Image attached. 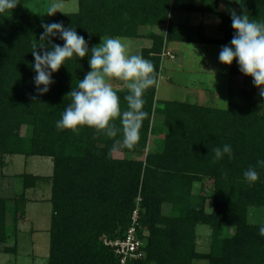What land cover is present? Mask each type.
<instances>
[{
  "label": "trees",
  "instance_id": "obj_1",
  "mask_svg": "<svg viewBox=\"0 0 264 264\" xmlns=\"http://www.w3.org/2000/svg\"><path fill=\"white\" fill-rule=\"evenodd\" d=\"M29 1L16 0L15 8L0 11V156L53 160L48 264H121L105 240L125 239L136 211L144 257L127 264H264L261 224L250 221L252 210L264 209V168L257 167L264 159V98L253 78L233 63L226 110L157 99L167 43L229 45L235 30L230 8L219 12L221 3L264 23V0H202L199 7L181 6L218 16L224 39L217 41L206 38L201 27L172 25L173 0H78L77 13L55 16L20 13ZM52 22L76 28L90 48L101 36L136 39L140 27L168 24L165 35H150L152 46L142 52L158 83L144 93L147 115L131 147L118 145L119 130L109 137L88 127L78 134L56 129L71 100L67 94L90 67L87 58L68 59L53 74L51 90L37 94L31 53L34 43H42L41 24ZM53 43L63 41L53 38ZM239 76L251 84L236 86ZM114 90L126 110L127 88ZM115 123L119 129L120 121ZM24 128L30 130L27 137ZM224 144L231 145L232 157L217 161L211 149ZM249 167L259 172L255 183L243 176ZM19 179L22 193L8 190L0 197V253L5 255L17 254L26 191L43 180L29 174ZM201 225L211 229L208 253L198 251Z\"/></svg>",
  "mask_w": 264,
  "mask_h": 264
},
{
  "label": "clouds",
  "instance_id": "obj_2",
  "mask_svg": "<svg viewBox=\"0 0 264 264\" xmlns=\"http://www.w3.org/2000/svg\"><path fill=\"white\" fill-rule=\"evenodd\" d=\"M231 2V0H230ZM16 0H0V11L15 8ZM55 6L50 7L47 16H55ZM232 27L235 30L229 45L222 47L219 61L224 65L238 64L240 72L253 78L259 95L264 98V23L250 20L239 15L234 9L229 10ZM43 32L39 41L34 43L32 55L34 63L33 78L38 95H45L55 83L53 74L58 73L66 61L73 57L88 59L90 71L67 94L71 100L56 122V129L71 130L78 134L81 127H88L114 137L122 132L119 146L131 147L139 139L141 121L147 115L144 108V93L157 85L153 64L140 55L130 54L131 42L120 37H102L101 43L89 47L85 37L79 35L76 28L65 27L62 22L42 23ZM53 38L63 44L53 43ZM123 81L128 93L124 96L127 109H121L120 97L109 81ZM225 102V101H224ZM227 103V102H226ZM264 108V105H261ZM120 121L117 129L115 121ZM217 161L227 154L232 157L231 145L211 149ZM257 167L264 168V159L258 160ZM245 180L255 183L259 179L256 167H249L243 173ZM259 235L264 237V224L259 226Z\"/></svg>",
  "mask_w": 264,
  "mask_h": 264
},
{
  "label": "rangeland",
  "instance_id": "obj_3",
  "mask_svg": "<svg viewBox=\"0 0 264 264\" xmlns=\"http://www.w3.org/2000/svg\"><path fill=\"white\" fill-rule=\"evenodd\" d=\"M225 2L219 6V12L225 11V8L233 9L231 3L226 2L225 5ZM53 6L57 10L56 14H74L78 12L79 2L78 0H30L22 6L20 13L47 14L49 8ZM192 16L196 17V15ZM199 27L204 29L205 36L209 40L224 39L223 33L220 32V25L218 30H211V32L203 26ZM100 43L101 40L97 42V45ZM222 47L190 44L177 48L176 45H170V49L178 53V58L176 59L174 53L170 51L174 59H163L165 64L157 99L162 102L179 101L226 110L229 107L230 80L228 75L233 64L228 66L220 63L219 54ZM115 80L109 81L112 87ZM234 84L243 87L251 83L244 76H239ZM29 134V129L22 130L23 137ZM53 165L51 158L0 156V197L13 190L22 193L23 184L19 179L20 176L29 174L43 178L36 187L26 191V217L20 221L17 231L18 252L15 255L0 253V264H48ZM210 210L209 206L208 211ZM250 221L255 224H264V209L252 210ZM197 234L198 251L208 253L211 241L210 227L199 226Z\"/></svg>",
  "mask_w": 264,
  "mask_h": 264
},
{
  "label": "crops",
  "instance_id": "obj_4",
  "mask_svg": "<svg viewBox=\"0 0 264 264\" xmlns=\"http://www.w3.org/2000/svg\"><path fill=\"white\" fill-rule=\"evenodd\" d=\"M201 1L202 0H195V1H193V0H173L174 7L170 13L171 24L175 25V26H179V27L203 26L209 32H211V30H218V27L220 25V19L218 18V16H205L201 13L192 12V11L184 10L181 8V6L199 7L201 5ZM192 15H196V17L194 18ZM167 29H168V24H164V25L154 27V28L148 27V26L140 27L139 28V37H137L136 39H127L131 42L130 54L142 56L143 50L150 49L152 46V41L150 40V35L153 33L159 34V35H165V33L167 32ZM138 41H139V44H137ZM141 42H143V43L141 44ZM145 42H147V43H145ZM190 44L199 45V44H195V43H183V42L175 41V42L167 43V45H165V47L169 51H172L170 49V45L171 46L176 45V47L178 48L181 45H190ZM143 46H145V47H143ZM172 52L174 53V55L177 59L178 53L176 51H172ZM164 62H165V60L162 61L161 75H160V80L158 83L157 95H158V90L160 89V86H161L162 74H163V70H164L163 67L165 64ZM125 88H127V87L123 81H119V80L114 81L113 89L123 90ZM169 102H175V101L169 100ZM178 103H185V102H179L178 101ZM193 105H196V104H193Z\"/></svg>",
  "mask_w": 264,
  "mask_h": 264
},
{
  "label": "built area",
  "instance_id": "obj_5",
  "mask_svg": "<svg viewBox=\"0 0 264 264\" xmlns=\"http://www.w3.org/2000/svg\"><path fill=\"white\" fill-rule=\"evenodd\" d=\"M163 59H174L172 53L164 47ZM139 214L136 211L133 215L132 226L129 229L125 239L118 241H108L105 240V244L114 249L115 254L120 258L121 264H127L131 260H139L144 257L142 253L143 241L139 238ZM147 233L144 237H147Z\"/></svg>",
  "mask_w": 264,
  "mask_h": 264
}]
</instances>
